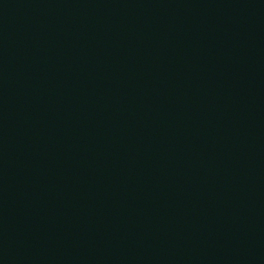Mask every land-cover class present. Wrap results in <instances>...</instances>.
<instances>
[{
	"label": "water",
	"instance_id": "95a60500",
	"mask_svg": "<svg viewBox=\"0 0 264 264\" xmlns=\"http://www.w3.org/2000/svg\"><path fill=\"white\" fill-rule=\"evenodd\" d=\"M0 264H264V0H0Z\"/></svg>",
	"mask_w": 264,
	"mask_h": 264
}]
</instances>
